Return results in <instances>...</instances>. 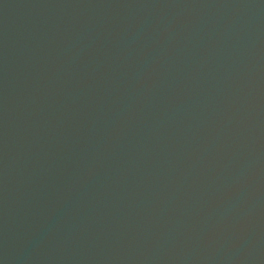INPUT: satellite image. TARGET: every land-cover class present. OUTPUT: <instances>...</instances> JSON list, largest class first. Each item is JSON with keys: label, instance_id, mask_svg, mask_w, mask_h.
Wrapping results in <instances>:
<instances>
[{"label": "water", "instance_id": "95a60500", "mask_svg": "<svg viewBox=\"0 0 264 264\" xmlns=\"http://www.w3.org/2000/svg\"><path fill=\"white\" fill-rule=\"evenodd\" d=\"M0 264H264V0H0Z\"/></svg>", "mask_w": 264, "mask_h": 264}]
</instances>
